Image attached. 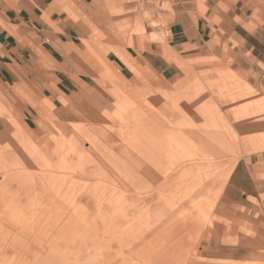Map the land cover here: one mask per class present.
<instances>
[{
	"label": "rangeland",
	"instance_id": "rangeland-1",
	"mask_svg": "<svg viewBox=\"0 0 264 264\" xmlns=\"http://www.w3.org/2000/svg\"><path fill=\"white\" fill-rule=\"evenodd\" d=\"M170 9L139 3L129 27L145 33ZM233 27L169 92L135 99L117 89L106 105L48 109L32 131L9 122L0 264H264V28ZM153 157L145 166L158 183L140 173L138 161ZM183 222L177 247L168 234ZM172 246L180 255L157 256Z\"/></svg>",
	"mask_w": 264,
	"mask_h": 264
},
{
	"label": "crops",
	"instance_id": "crops-1",
	"mask_svg": "<svg viewBox=\"0 0 264 264\" xmlns=\"http://www.w3.org/2000/svg\"><path fill=\"white\" fill-rule=\"evenodd\" d=\"M170 4L136 34L133 0H0V135L10 121L35 130L51 108L109 104L117 89L135 99L169 92L232 26L264 28V0Z\"/></svg>",
	"mask_w": 264,
	"mask_h": 264
},
{
	"label": "bare ground",
	"instance_id": "bare-ground-1",
	"mask_svg": "<svg viewBox=\"0 0 264 264\" xmlns=\"http://www.w3.org/2000/svg\"><path fill=\"white\" fill-rule=\"evenodd\" d=\"M204 117V116H203ZM221 117V116H220ZM219 117V118H220ZM222 119H223V117H221ZM223 121H224V119H223ZM225 122V121H224ZM201 128V127H200ZM205 128V127H204ZM203 130V129H202ZM190 135H192V136H190ZM189 136L190 137H193L194 139H196V141L197 142H199V143H201L202 142V140L201 139H199V138H195L194 136H193V134H190ZM221 136V138L223 137V134L222 135H220V134H217L216 136ZM219 136H218V139L217 138H214L215 139V141H216V139H217V142H220V140H221V138H219ZM224 138H225V136H224ZM223 138V139H224ZM213 139V140H214ZM220 139V140H219ZM230 139V138H229ZM219 140V141H218ZM227 139H225V142H226V144H227V141H226ZM231 140V139H230ZM222 141H224V140H222ZM221 141V142H222ZM224 142V143H225ZM233 142V141H232ZM223 142H222V144H224ZM230 143V142H229ZM228 143V144H229ZM234 143V142H233ZM116 143H113V145H115ZM193 145H195L194 143H192ZM205 144V143H204ZM214 144V143H213ZM221 143H219V144H217V145H220ZM215 145V144H214ZM216 145V146H217ZM225 145V144H224ZM202 146V145H201ZM211 146H213V145H211ZM211 146H208L207 147V149L209 150V154H210V151H211V153L214 151V148H218V147H211ZM229 146H230V144H229ZM228 146V147H229ZM204 147V146H203ZM220 149V148H219ZM221 150H222V148H221ZM226 150V149H225ZM229 150V149H228ZM207 151V150H206ZM217 151V150H216ZM216 151H215V153H216ZM219 152V151H218ZM217 152V153H218ZM221 152V151H220ZM223 152V151H222ZM214 153V152H213ZM214 153V154H215ZM216 153V154H217ZM191 157V156H190ZM189 157V158H190ZM159 158V157H158ZM161 158V157H160ZM159 158V159H160ZM155 157H153V159H149V158H147V159H140L138 162H139V167H140V173L142 174V177H144L148 182H150V183H158L159 182V180H160V178H159V176L158 175H155V174H153L151 171H149L147 168H146V166H147V163H148V161H151V162H154L155 161ZM191 160V159H190ZM146 165V166H145ZM160 171V170H159ZM185 172V171H184ZM170 175V174H169ZM175 175V174H174ZM67 177V176H66ZM65 177V178H66ZM167 177V176H166ZM56 178V177H55ZM54 178V179H55ZM62 176H58L56 179L59 181H61L62 180ZM168 178H170L171 179V176L170 177H168ZM187 178V177H186ZM167 181H169V180H167ZM143 182V181H142ZM180 182H182V181H180ZM43 183L44 184H47V181H43ZM50 183V182H49ZM48 183V184H49ZM163 183V182H162ZM168 184L167 185H169V182H167ZM139 184H140V182H139ZM164 184V183H163ZM161 185V184H160ZM159 185V186H160ZM166 185V184H165ZM174 185V184H173ZM179 185V184H178ZM148 186V185H147ZM150 186V185H149ZM163 186V185H162ZM155 187V186H154ZM165 187V186H164ZM163 187V188H164ZM172 187V186H171ZM163 188H162V190H163ZM170 188V187H169ZM173 188V187H172ZM152 189V188H151ZM170 192V191H169ZM125 194V193H124ZM65 197V196H64ZM26 198V197H25ZM52 198V197H51ZM25 200V199H24ZM97 200V199H96ZM149 200V199H148ZM147 201V200H146ZM72 203V202H71ZM125 203V202H124ZM170 204V205H169ZM168 205L169 206H171V203H168ZM168 205H167V207H168ZM99 206V205H98ZM161 207L162 206H157L155 209L156 210H160L161 209ZM173 207V206H172ZM167 209V208H166ZM164 210V209H163ZM171 210H172V208H171ZM165 212H166V210H165ZM195 214V213H194ZM173 215V214H172ZM166 216V215H165ZM167 217V216H166ZM183 219V218H182ZM202 219V218H201ZM185 220V219H184ZM183 221V220H182ZM181 221V222H182ZM190 221H191V219H190ZM193 222V221H192ZM175 223H177V222H175ZM197 223H199V222H197ZM196 223V224H197ZM190 225V224H189ZM187 223H182V224H179V226H177L178 227V230H177V228H176V230L177 231H171V233H170V235L168 234V238H169V236H170V238H171V240H172V242L173 241H175V242H177L176 244V246L177 247H179V246H185L184 245V243L186 244L187 242H184L183 243V238H184V236H185V233L188 231V226H189ZM192 226H190V231H192V229L193 228H195L196 226H193V224H191ZM195 225V224H194ZM198 227V226H197ZM140 229V228H139ZM200 229V228H199ZM217 229V228H216ZM175 230V229H174ZM195 230V229H194ZM218 230V229H217ZM201 231V230H200ZM199 231V232H200ZM212 231V230H211ZM220 231V230H219ZM138 233V232H137ZM188 233V232H187ZM212 234H214V232H212ZM188 236V235H187ZM195 236V235H194ZM201 237V236H200ZM213 238V237H212ZM131 239V238H130ZM143 241V240H142ZM141 241V242H142ZM163 241V240H162ZM186 241V240H185ZM189 241V240H188ZM167 242H168V244H169V242H171L169 239H167ZM138 244V243H137ZM171 244V243H170ZM169 244V245H170ZM173 244V243H172ZM175 244V243H174ZM33 245V244H32ZM159 245V244H158ZM169 245H168V247H169ZM191 245V244H190ZM147 246V245H146ZM160 246V245H159ZM164 246H165V244H164ZM187 246H189V245H187ZM142 248V247H141ZM140 248V249H141ZM153 248V247H152ZM165 248H167V247H165ZM174 248V246H172V249ZM186 248V247H185ZM184 248V249H185ZM190 248V247H189ZM164 249V248H163ZM161 249V248H158V249H156V253H157V256H158V254L160 253L161 254V256H159L160 258L162 257V255H166V256H168V257H171V256H177V255H180V254H177L178 252H176V248L175 249H171V248H168V250H166V249ZM169 249L170 250H172L171 251V253L169 252ZM186 249H188V248H186ZM130 250V249H129ZM147 250V249H146ZM182 250H183V248H182ZM48 251V250H47ZM150 251V250H149ZM175 252V253H174ZM155 253V252H154ZM156 253L154 254L155 256H156ZM179 253H181V251L179 252ZM185 253V252H184ZM139 254V253H138ZM150 254H152L151 252H150ZM149 253H148V255H150ZM90 255V254H89ZM140 255V254H139ZM142 255V254H141ZM144 255H146V254H144ZM183 255V254H182ZM181 255V256H182ZM152 256V255H151ZM151 256H150V258H151ZM165 256V257H166ZM198 256V255H197ZM144 257V256H143ZM152 257H154V256H152ZM196 257V256H195ZM164 258V257H163ZM163 258H162V260H163ZM179 258V257H178ZM182 258V257H181ZM166 259H168V258H166ZM172 259V258H171ZM174 259H177V257L175 258V257H173V259L172 260H174ZM149 260V259H148ZM152 260V259H151ZM154 260H155V258H154ZM154 260H153V262H154ZM159 261H161V259H159ZM159 261L156 259V262H158L159 263ZM164 261H165V258H164ZM167 261V260H166ZM169 261H171L170 260V258H169ZM177 261V260H176ZM151 262V261H150ZM174 262V261H173ZM172 261H171V264L173 263ZM197 262V261H196ZM164 263V262H163ZM170 263V262H169ZM168 262H166V264H169ZM177 263V262H176ZM179 263V262H178ZM195 263V262H194ZM157 264V263H156ZM191 264V263H190Z\"/></svg>",
	"mask_w": 264,
	"mask_h": 264
},
{
	"label": "built area",
	"instance_id": "built-area-1",
	"mask_svg": "<svg viewBox=\"0 0 264 264\" xmlns=\"http://www.w3.org/2000/svg\"><path fill=\"white\" fill-rule=\"evenodd\" d=\"M137 3H141L145 5L146 7H156L163 8L166 4L169 3V0H136Z\"/></svg>",
	"mask_w": 264,
	"mask_h": 264
}]
</instances>
